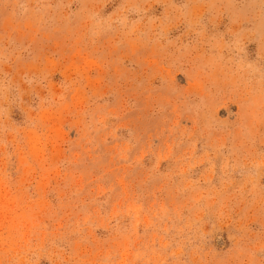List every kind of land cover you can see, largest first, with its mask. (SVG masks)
<instances>
[{"label":"rangeland","instance_id":"rangeland-1","mask_svg":"<svg viewBox=\"0 0 264 264\" xmlns=\"http://www.w3.org/2000/svg\"><path fill=\"white\" fill-rule=\"evenodd\" d=\"M0 264H264V0H0Z\"/></svg>","mask_w":264,"mask_h":264}]
</instances>
